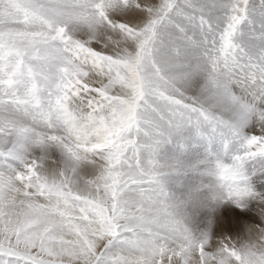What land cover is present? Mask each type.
<instances>
[{"label":"snow or ice","instance_id":"6c2138e0","mask_svg":"<svg viewBox=\"0 0 264 264\" xmlns=\"http://www.w3.org/2000/svg\"><path fill=\"white\" fill-rule=\"evenodd\" d=\"M0 264H264V0H0Z\"/></svg>","mask_w":264,"mask_h":264}]
</instances>
